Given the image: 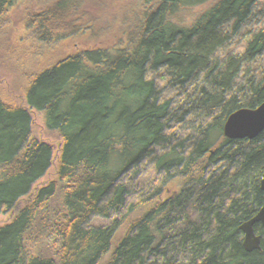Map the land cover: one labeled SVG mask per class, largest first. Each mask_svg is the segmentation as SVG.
Masks as SVG:
<instances>
[{"label": "trees", "instance_id": "1", "mask_svg": "<svg viewBox=\"0 0 264 264\" xmlns=\"http://www.w3.org/2000/svg\"><path fill=\"white\" fill-rule=\"evenodd\" d=\"M14 3L0 0V264H143L91 202L115 173L48 113L62 83L39 70L32 46L54 21L84 58L89 88L105 94L106 118L130 130L118 152L169 158L127 175L179 218L178 264H264V164L244 120L264 76L227 58L219 37L243 20V0ZM186 150L215 157L201 164ZM230 200L246 213L240 230L226 220Z\"/></svg>", "mask_w": 264, "mask_h": 264}, {"label": "rangeland", "instance_id": "2", "mask_svg": "<svg viewBox=\"0 0 264 264\" xmlns=\"http://www.w3.org/2000/svg\"><path fill=\"white\" fill-rule=\"evenodd\" d=\"M14 1V7L19 9L29 0ZM243 2V20L219 34L221 50L227 58L239 64L258 67L264 76V6L261 0ZM32 47V56L39 70L62 83V88L52 95L48 113L68 122L77 131L79 144L110 166L116 175V185L94 192L91 202L96 211L129 241L140 246L143 264H178L173 253L176 242L171 239L175 231L170 223L178 222L179 218L169 207L149 197L127 175L135 167L165 165L169 158L132 159L118 152L117 148L129 140L130 130L122 122L109 120L104 115L105 94L89 88L85 60L70 46L61 23L54 21L34 39ZM244 120L264 164V96ZM184 151L179 152L184 154ZM186 151L199 157L201 164L211 163L215 157L202 151ZM223 210L231 228L240 230L246 219L245 211L233 200L226 201ZM179 241L176 245L183 248L184 242Z\"/></svg>", "mask_w": 264, "mask_h": 264}, {"label": "water", "instance_id": "3", "mask_svg": "<svg viewBox=\"0 0 264 264\" xmlns=\"http://www.w3.org/2000/svg\"><path fill=\"white\" fill-rule=\"evenodd\" d=\"M110 167V166H109Z\"/></svg>", "mask_w": 264, "mask_h": 264}]
</instances>
